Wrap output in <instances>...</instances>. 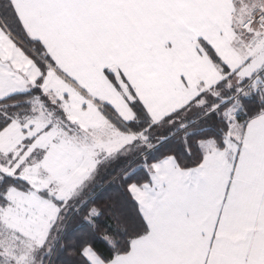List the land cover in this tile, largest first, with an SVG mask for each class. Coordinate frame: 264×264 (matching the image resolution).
Returning a JSON list of instances; mask_svg holds the SVG:
<instances>
[{"label": "snow or ice", "instance_id": "snow-or-ice-1", "mask_svg": "<svg viewBox=\"0 0 264 264\" xmlns=\"http://www.w3.org/2000/svg\"><path fill=\"white\" fill-rule=\"evenodd\" d=\"M0 264H264V0H0Z\"/></svg>", "mask_w": 264, "mask_h": 264}]
</instances>
